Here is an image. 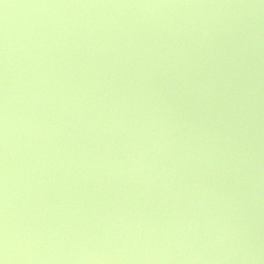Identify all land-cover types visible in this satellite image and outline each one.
<instances>
[{
	"label": "water",
	"instance_id": "water-1",
	"mask_svg": "<svg viewBox=\"0 0 264 264\" xmlns=\"http://www.w3.org/2000/svg\"><path fill=\"white\" fill-rule=\"evenodd\" d=\"M0 264H264V0H0Z\"/></svg>",
	"mask_w": 264,
	"mask_h": 264
}]
</instances>
